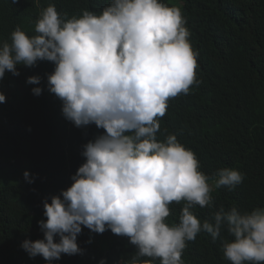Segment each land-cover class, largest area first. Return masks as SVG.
Segmentation results:
<instances>
[{"label": "clouds", "instance_id": "clouds-1", "mask_svg": "<svg viewBox=\"0 0 264 264\" xmlns=\"http://www.w3.org/2000/svg\"><path fill=\"white\" fill-rule=\"evenodd\" d=\"M186 24L181 7L163 0H110L100 13L85 9L71 18L49 4L35 34L17 26L11 42L0 44V79L6 71L19 76L17 65L53 62L48 89L62 101L65 118L76 127L104 129L83 146L86 162L72 185L44 200V238L22 245L30 257L52 264L62 254H81L77 237L86 227L129 238L137 251L124 264H184L187 242L201 232L215 241L226 229L233 239L224 242L223 255L231 264H264V207L221 208L203 221L193 212L212 205L214 188L232 190L244 174L225 167L210 177L176 134L164 129L158 139L169 100L199 84V53ZM40 82L39 76L27 79ZM32 91L39 96L43 89ZM24 177L34 182L28 171ZM173 202L184 203L179 222L169 224Z\"/></svg>", "mask_w": 264, "mask_h": 264}, {"label": "trees", "instance_id": "trees-1", "mask_svg": "<svg viewBox=\"0 0 264 264\" xmlns=\"http://www.w3.org/2000/svg\"><path fill=\"white\" fill-rule=\"evenodd\" d=\"M181 7L198 51L196 78L188 94L169 100L161 118L158 139L164 129L193 150L200 170L215 177L220 168L239 170L245 178L234 189L221 187L211 193V206L197 205L193 212L211 220L221 208L237 206L241 212L264 207V0H163ZM110 0H0V44L11 42L20 26L33 35L39 13L54 4L68 18L83 10L100 13ZM0 79V264H48L42 256L30 257L22 247L26 240L44 238L39 222L44 200L60 195L86 162L83 146L104 133L95 124L76 127L62 113V101L48 89L54 72L50 61L36 66L17 65ZM39 76V85L28 84ZM41 87L37 96L32 89ZM34 178L25 180V169ZM212 181H210L211 183ZM183 203L173 202L169 224L178 223ZM226 229L213 241L201 232L187 242L184 264H231L223 244L231 241ZM57 242L59 237L56 238ZM81 254H62L52 264H124L137 251L129 238L111 230L94 233L84 227L77 237ZM155 264H159L156 260Z\"/></svg>", "mask_w": 264, "mask_h": 264}, {"label": "rangeland", "instance_id": "rangeland-1", "mask_svg": "<svg viewBox=\"0 0 264 264\" xmlns=\"http://www.w3.org/2000/svg\"><path fill=\"white\" fill-rule=\"evenodd\" d=\"M25 171H26V168L24 167Z\"/></svg>", "mask_w": 264, "mask_h": 264}]
</instances>
